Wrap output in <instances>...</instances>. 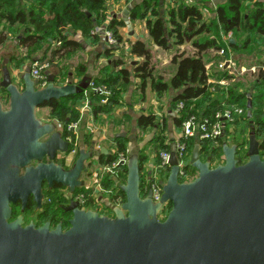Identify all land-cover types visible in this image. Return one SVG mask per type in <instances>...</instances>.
I'll list each match as a JSON object with an SVG mask.
<instances>
[{
	"label": "water",
	"instance_id": "water-1",
	"mask_svg": "<svg viewBox=\"0 0 264 264\" xmlns=\"http://www.w3.org/2000/svg\"><path fill=\"white\" fill-rule=\"evenodd\" d=\"M129 13V7L124 9L129 34L139 38ZM21 67L13 72L4 66L0 81L9 97L4 107L0 95V264H264V157L253 128L243 163L236 157L237 143L223 142L224 162L217 165L201 157L196 143L191 165L198 173L191 180H180L171 145V169L158 202L151 189L141 186L139 154H130L120 160L128 168L126 181L118 185L125 198L113 207V215L100 213L81 206L72 194L84 185L86 161L93 157L98 162L108 149L82 147L72 166L63 167L55 158L68 151L69 140L55 122H43L35 112L45 101L84 93L90 81L57 84V72L45 70L47 84L38 88L32 64ZM247 107L251 118V98ZM46 156L50 161H42ZM33 160L39 162L30 164ZM44 180L68 189L69 203L63 208L72 216L66 229L62 222L23 226L22 214L10 220L17 200L22 210L31 194L38 207L44 203ZM167 202L171 207L159 219Z\"/></svg>",
	"mask_w": 264,
	"mask_h": 264
},
{
	"label": "trees",
	"instance_id": "trees-1",
	"mask_svg": "<svg viewBox=\"0 0 264 264\" xmlns=\"http://www.w3.org/2000/svg\"><path fill=\"white\" fill-rule=\"evenodd\" d=\"M261 3V5L253 7V10L250 9L248 11L247 7L250 5L245 4V0H225L224 3L219 4L217 7L218 20L223 31L228 33L231 30L238 29L244 23L247 26L249 25L251 30H255L258 37L264 36V1H261ZM163 4L159 0H144L138 7L134 6L135 9L133 8L132 12L130 11L132 19L138 17L146 18L149 34L153 42L163 48L169 49L174 45L192 40L200 52L209 48H225V56L228 57L230 55L228 46L236 52L245 49L249 43V39H246L245 43H240L237 38L236 42L228 40L226 43L216 35L199 38L198 36L202 33L211 32L212 28L206 23L203 11L198 3L176 0L174 5H168L165 15L161 13L160 9ZM43 6L48 8L49 14L47 16L41 14ZM140 8L143 9L142 13H139ZM148 13L151 15L148 16ZM245 13L250 14L247 15ZM0 17L5 18L10 26L27 25L28 28L24 30L25 34L21 39V43L27 47H34L33 50L39 48L42 40L51 38L56 41L58 45L51 50L52 58L48 62L50 66H56L53 60L56 56L74 52L82 47L81 41L71 35V30H80L87 36L97 38L99 37L97 28L106 23V28L112 31L118 41H122L119 29L126 24L121 18L110 16L107 13L106 0H35L28 10L21 7L20 2H16V0H0ZM250 19L252 20L251 23ZM131 50L133 54L143 57V60L129 67L125 64L124 59L115 58L110 64V70L103 71L100 77L93 79L95 85H103L109 91L108 94L88 88V94L85 92L77 93L60 99L54 98L43 103L44 106L50 109V113L62 124L63 133L66 137L77 138V134L73 130H70L68 125L80 118L81 110L79 104L86 97L89 99L94 117L98 118L100 115L109 114L115 107L121 104V95L129 89L135 76L141 80L140 89L142 92L146 90L149 81L152 82L154 89L158 92L166 91L170 86L177 90L173 96L174 107L180 101H183L185 104V108L176 117L179 127H181L182 121L187 114L194 111V108L211 114L215 109H222L233 104L243 106L246 111L242 115V120H245L242 130L244 133L252 128L255 130L257 138L260 141V154L264 156V98L257 93L253 95V90H264V69L260 68L258 73L254 75L252 90L247 88L239 91L237 86L227 85L224 87V92L221 96L213 98L209 103L201 106L202 102L208 100L213 92L211 90V76L217 80L224 78L227 81H236L235 79L238 77V74L230 73L228 69L218 68L211 75L208 73L205 59L201 53L187 54L180 52L176 53L173 57V61L177 64V69L170 83H168L162 77L153 74V67L151 65L152 52L145 40L142 38L135 39L131 45ZM106 52L110 53L111 49ZM16 64L18 65V63ZM64 80V77H59L57 74V84H63ZM233 85H236V83ZM249 92H251V95ZM104 97L107 100L102 102V98ZM250 98L253 101L251 118L248 117L247 107ZM193 104L195 105L194 107H192ZM156 120V114L141 113L137 118V125L142 129H147L154 126ZM122 140V137L117 136L114 140L117 145L116 151H109L108 154L102 153L99 156L98 162L100 165H111L119 158L120 152L126 150L125 143ZM223 142V138H220L217 141L218 146L213 147L214 141L194 138L189 143V149L192 152L194 145L198 143L200 145L201 157L203 159L209 158L213 164L216 159L223 156ZM169 146L166 145L162 148L167 149ZM238 156L236 157L239 159V163H243L247 159L246 151H242V159ZM115 169L117 177L122 182H125L128 171L127 165L119 162ZM170 169L171 167L169 166L167 176ZM140 172L141 186L143 188L145 177L143 175L141 156ZM107 177L108 175L103 177L102 183L105 188L111 189V200L119 202L124 199L125 194L118 184H114V181ZM180 180L182 181L183 178L180 177ZM76 193H83V204L85 207L97 209L91 187L87 185L79 186L76 188ZM48 197L50 204H54L56 198L55 192L49 191ZM101 213L103 212L101 211Z\"/></svg>",
	"mask_w": 264,
	"mask_h": 264
},
{
	"label": "crops",
	"instance_id": "crops-1",
	"mask_svg": "<svg viewBox=\"0 0 264 264\" xmlns=\"http://www.w3.org/2000/svg\"><path fill=\"white\" fill-rule=\"evenodd\" d=\"M34 1L35 0H16V2H20L21 7L26 10L34 4ZM143 1L144 0H106L107 13L110 16H116L125 21L124 9L129 7L132 12L135 9L134 6L138 7V5H140ZM185 1L198 3L201 7H204L206 9V13L212 15L215 21L219 24L221 29L219 38L226 43L228 40L231 42V39H233L231 35H228L227 39L222 36L223 29L218 20L217 7L219 4L224 3L225 0L218 4H215L213 2L214 0ZM159 2L161 4L164 3L163 6H161L162 8H167L170 4L174 5L176 0H159ZM251 3L252 0H245V4L251 5ZM43 7L44 8L41 14L47 16L49 14L48 8L46 6ZM251 7L253 8L254 5ZM131 12L128 17L133 24L134 32H136L139 35V38L145 40L150 46L152 52L151 65L154 69L153 74L155 76H160L164 81L170 83L171 78L177 69V64L173 61V57L176 53L180 52H185L187 54H194L197 52L201 53L205 59L208 73L211 75L218 69L217 65L222 56L217 54L216 49L209 48L200 52L198 47L193 44L192 40L186 41L183 44L174 45L169 49L163 48L153 42L149 34L146 18L138 17L132 19ZM2 22L3 25L0 27V36L2 35L0 37V64H2V68L4 66H8L10 68L14 67L18 70L21 66L38 62L42 58L40 50L42 42L47 44L45 49L48 50L54 49L58 45L56 41L49 38L48 40L41 41L38 48L39 50H33L34 47H27L21 43V39L25 34L24 30L28 28L27 25L10 26L5 18L0 17V24ZM142 26H144V29L141 28ZM9 28L16 30V32H14V36L12 32L7 31ZM127 28V24L120 27V32L123 35V41L120 43L118 42L116 45H110L107 41V36L105 34L107 29L106 23H103V25L97 28L99 33V37L97 38L87 36L80 30H71V35L81 41L82 47L74 52L65 53V56L63 57V69L58 68L59 70L54 69L53 71H58V76L65 78L64 83L69 80L78 83L83 78L93 81L94 78L100 77L103 74V71L110 70V64L115 58H122L125 61L126 57H124V55L129 57V65H127L129 67L141 62L143 57L133 54L131 50V45L137 38L132 37L128 32L129 29ZM232 42H236V38H234V41ZM110 49L111 52L107 53L106 51ZM228 49L230 51V56L233 57L235 62V64L231 67V70L238 74V77L235 79L236 81H229L227 85L237 86L239 91L247 89L249 85H251V88L249 89L252 90L255 73L248 71L241 76L239 75V72L242 67L250 68L251 66H259L261 64L264 65V51H260L261 49H255L254 51H256V53H252L254 51L246 53L242 49L234 52L229 46ZM154 54H158L160 56V60L157 59ZM154 57H156V60H153ZM16 63H18V65ZM65 65H67L69 69L65 70ZM1 67L0 75L2 73ZM246 75L249 77L246 78ZM140 81V78L135 76L133 77L132 83L134 84L122 93L125 101L124 107H116L109 114L100 115L96 118L93 115L91 105L84 107V110H82L84 103H80L81 114L78 119L76 134L80 147L89 148L91 144H95L97 149L105 147L108 151L115 152L117 145L114 140L117 137V134L122 132L125 133V135L119 136L123 138L122 141L125 143L126 147V150L124 152H120V155L127 157L128 155L126 154H129L130 152L138 153L139 157H142L143 175L145 177L148 172L155 168L158 162L159 152L165 149L162 147L171 145L179 137L181 127L177 125L176 117L179 115L173 107V96L177 90L169 87L166 91L156 93L152 82L149 81L147 83L146 90L142 92L139 87ZM210 82L212 83L211 90H213V92L209 96L208 100H204V104L209 103L213 98L221 96L224 92V87L227 86L220 83L219 80L213 76H211ZM234 83H236V85H233ZM214 84L216 85L213 86ZM214 89L217 91H214ZM48 112L50 113L49 108ZM141 113L156 114V124L147 129L140 128L137 125V118ZM240 126L241 127L238 128L242 130L244 124H241ZM60 129L63 131V127ZM249 131L250 130L247 131L248 136ZM223 140L225 142V139ZM118 160L119 158L116 162ZM86 163L88 166L90 164V166L95 167V165L91 164L90 160ZM108 165H102L100 168L97 166L99 171L96 170L95 172V170H92L94 175L90 176L87 174L88 179L84 177L82 178L84 180V185L93 189L96 208L106 214H113V207L118 204V202H113L111 200V194L107 192L108 189L102 185L103 177L108 175L107 178L114 181V184L116 183L118 185L124 182H122L110 169H108Z\"/></svg>",
	"mask_w": 264,
	"mask_h": 264
},
{
	"label": "built area",
	"instance_id": "built-area-1",
	"mask_svg": "<svg viewBox=\"0 0 264 264\" xmlns=\"http://www.w3.org/2000/svg\"><path fill=\"white\" fill-rule=\"evenodd\" d=\"M213 1V0H211ZM107 36V41L110 45H116L119 41L114 37L111 30L106 29L105 32ZM216 52L218 55L222 56L221 60H219L217 67L219 69H228L230 73H234L233 70H231V67L235 64L232 56H225L226 50L225 48L216 49ZM37 62H34L32 64L31 68V75L32 78L37 81L36 87L41 88L44 87L47 84V74L45 73L44 69L42 67L36 65ZM261 69H264V65L259 66H251L250 68L242 67L241 71L239 72V75H243L245 72H253L255 74L258 73V71ZM220 83L227 85L229 81L223 79L219 80ZM89 89H92L94 91H99L101 93L108 94V90L105 89L103 85L96 86L94 81H90ZM89 89L85 90V93L88 94ZM107 100L106 97L102 98V102H105ZM90 102L88 97L86 98V101L84 102L82 106V110H84V107L89 106ZM195 105L193 104L192 107ZM176 110L178 115H180V111L185 108V104L183 101H180L176 105ZM246 109L238 104H233L231 106H226L224 108L215 109L211 114H207L203 110H199L197 108H194V111H191L187 114V116L183 119L181 124V132L179 137L171 144L175 145L176 148V155L179 159V178L182 177V181L191 180L193 178L190 177V166H191V156L192 152L189 149V143L191 139H201V140H211L215 143L213 144V147L218 146V139L223 138L228 143H237L238 141L235 140L232 142V136L229 134L227 125L228 123L231 125H236L240 120H242V115L245 113ZM78 127V120L69 123L68 128L70 130H73L76 132V129ZM69 140L73 143L71 146L70 152L76 153L79 143L78 139H72L69 137ZM247 142L249 140L247 139ZM171 145L167 149H163L158 154V162L155 166V168L148 172L145 175V179L143 182V189L147 192L149 189L152 190V199L154 202H158L161 200L162 193H163V185L167 181V171L170 159V149ZM245 146H243L244 148ZM238 144V149H239ZM248 148V145L245 147ZM264 157V156H262ZM122 159H127L126 156L120 155L119 160L116 162H113V164L108 166V169H110L115 175L117 174V171L115 167L117 166V163L120 162ZM248 159V155H247ZM246 159V160H247ZM245 160V161H246ZM244 161V162H245ZM224 162V154L221 158L215 160V164ZM167 176V177H166ZM107 192H111V189H108ZM78 199L81 200V202H84V195L83 193H80L78 196ZM170 203H163L161 210L159 211L158 218L164 219L170 209Z\"/></svg>",
	"mask_w": 264,
	"mask_h": 264
},
{
	"label": "rangeland",
	"instance_id": "rangeland-1",
	"mask_svg": "<svg viewBox=\"0 0 264 264\" xmlns=\"http://www.w3.org/2000/svg\"><path fill=\"white\" fill-rule=\"evenodd\" d=\"M261 1H264V0H252V3H251V5L250 6H248L247 7V11L248 10H250V9H254V8H252L251 6H253L254 5V7L256 6V5H261L262 3H261ZM161 9V13L163 14V15H165L166 14V8H160ZM201 9H202V11H203V13H204V18H205V20H206V23L207 24H209V26L212 28V31L211 32H204V33H202L201 35H199L198 37L199 38H205V37H210V36H220V27H219V24L215 21V19H214V17L212 16V15H210V14H208V13H206V9L204 8V7H201ZM143 12V9L142 8H140L139 9V13H142ZM150 12V11H149ZM130 14V13H129ZM245 14H247V15H249L250 13H245ZM148 15L150 16L151 14L150 13H148ZM145 20V19H144ZM131 22V21H130ZM252 22V20L250 19V23ZM9 24V23H8ZM131 24H132V22H131ZM3 25V22L0 24V27ZM141 28H143L144 29V26H142ZM128 29V28H127ZM132 29H134V27H133V24H132ZM7 31H9V32H12V34H13V36L15 35L14 34V32H16V30L15 29H13V28H9V29H7ZM119 31H120V29H119ZM129 32V31H128ZM121 33V32H120ZM222 33H223V35L222 36H224L226 39H227V37H228V35H231L232 37H233V39L234 38H237V40L240 42V43H245V40L246 39H249V43L247 44V46L245 47V49H243V51L244 52H246V53H251L252 51H254L255 49H261L260 51H264V36H260V37H258L257 36V34H256V32H255V30H251L250 28H249V25L247 26V25H245L244 23H242L241 24V26L238 28V29H235V30H231V31H229L228 33L227 32H225V31H223L222 30ZM1 34H3V33H1ZM4 35V34H3ZM121 35H122V33H121ZM2 36V35H1ZM0 36V37H1ZM115 37V36H114ZM122 41H123V35H122ZM122 41H119V43L120 42H122ZM46 43L45 42H42V44H41V46H40V50H41V54H42V58L39 60V62H37V66H40V67H42V69H44V71L45 70H50V71H53L54 69H58V68H60V69H63L62 68V66L64 65L63 63V57L65 56L64 54H62V55H58L57 56V58L55 57L53 60H54V63L56 64V66H50L49 64H48V62H49V60L52 58V55H51V50L52 49H50V50H48V49H45L46 48ZM39 50V49H38ZM44 53V54H43ZM252 53H256V51H254V52H252ZM156 57H157V59H159L160 60V56L158 55V54H154ZM261 55H263V54H261ZM124 57H126V60H125V64L126 65H129V57H127V56H125L124 55ZM156 57H154L153 58V60L155 59L156 60ZM62 58V59H61ZM2 66V64H0V67ZM66 66V69L65 70H67V69H69V67L67 66V65H65ZM26 67V65H24V66H22L21 68H25ZM2 68V67H1ZM10 68V67H9ZM13 72L14 71H16V69L14 68V67H11L10 68ZM59 70V69H58ZM154 70V69H153ZM55 72H58V71H55ZM58 74V73H57ZM249 76L248 75H246V78H248ZM1 78H2V73H1V75H0V80H1ZM248 80V79H247ZM247 80H245V81H247ZM244 81V82H245ZM247 83V82H246ZM246 83H244V84H246ZM132 84H134V83H131V85ZM130 85V86H131ZM246 86V85H245ZM245 86H243V87H245ZM139 87H140V84H139ZM171 87V86H170ZM249 88H251V85H249V87H248V89ZM139 89V88H138ZM141 90V89H140ZM249 91H251V90H249ZM108 93H109V91H108ZM124 93V92H123ZM156 93H159L158 91H156ZM249 93H251V92H249ZM255 93V95H256V93L257 94H260L261 96H263V98H264V90L263 89H257V90H255V91H253V94ZM87 98V97H86ZM86 98L84 99V101H82L81 102V104L82 103H84L85 101H86ZM8 102H9V98H6L5 100H4V105L5 106H7L8 105ZM207 102V101H206ZM124 103H125V101H124V97H123V94L121 95V104H119V106H117V107H124ZM204 104V101L202 102V105ZM174 107V106H173ZM116 108V107H115ZM175 108V107H174ZM174 110H176V108L174 109ZM176 112H177V110H176ZM37 113H38V116L39 117H41V118H43L44 120H47V121H53V122H55L56 124H57V126L58 127H62V124L56 119V117H54L51 113H49L48 112V108H44L43 106H41V107H39L38 109H37ZM244 121L245 120H240L236 125H231V124H229L228 123V125H227V129H228V132H229V134L232 136V142H234L235 140H237L238 141V144H239V149H238V153H237V156L238 157H240L241 159H242V151L243 152H245L246 151V154H247V148H245L248 144H249V142H247V139H248V133L247 132H245L244 133V131L243 130H241V129H239L238 127H241L240 125L241 124H243L244 123ZM243 146H245L244 148H243ZM130 154H132L131 152L129 153V154H126V155H128V156H130ZM128 156H127V158H128ZM57 160L58 161H60V162H63L64 163V165H67V166H72V164H73V162L70 164L68 161V159H66L65 157H63V155L62 154H60L58 157H57ZM90 160V159H89ZM215 164V162L213 163V165ZM94 170L95 169V167H92V166H90V170ZM189 172H190V177H188V178H194V177H196V175H197V173H198V171H197V169L195 168V167H193L192 165L190 166V169H189ZM83 177L84 178H86V179H88V176L86 175V174H83ZM64 193H68V189L66 188V189H63V190H61L59 193H58V195H57V204H64V203H66V201H63L62 200V196H63V194ZM48 196V195H47ZM64 197V196H63ZM68 200V199H67Z\"/></svg>",
	"mask_w": 264,
	"mask_h": 264
},
{
	"label": "flooded vegetation",
	"instance_id": "flooded-vegetation-1",
	"mask_svg": "<svg viewBox=\"0 0 264 264\" xmlns=\"http://www.w3.org/2000/svg\"><path fill=\"white\" fill-rule=\"evenodd\" d=\"M0 95L2 97L1 100H2L3 106L4 107H7L8 105L7 106L4 105V100L6 98H9V97H8L7 92L1 86H0ZM41 106H43L44 108H47V106H44L43 104L37 106L36 111H35L36 112V116L39 119H41L43 122H49V121L44 120L43 118H41V117L38 116L37 109L39 107H41ZM63 136L69 140V137H66L64 135V133H63ZM72 144L73 143L71 142V140H69V149H68V151L65 152V153L58 152L57 153V156L55 158V162L62 164L63 167H65V168H70L71 165L70 166L64 165L63 162H60V161L57 160V157L60 154H62L63 157H65L66 159L69 160L68 162L70 164L72 162H74L75 158L78 156V153H79V151H80V149L82 147H80V144H79L76 153H73L72 154L70 152ZM42 161H45V162L50 161V158L48 156H46V157H44L42 159ZM38 162H39V160H33L32 162H30V164L36 165ZM90 162H91L92 165H95V169H94L95 172H96V170H98L97 169V166H99V168L102 167V165H100V164L98 165V162L93 157L90 158ZM86 166L88 168V171L87 172H84L83 174H86V175L88 174L90 176L91 175H94L93 174V171H92L93 169L90 170V168H89L90 164L88 166V164L86 163ZM22 172H23V169L21 170V173ZM83 174H82V177H83ZM116 176H117V174H116ZM60 185L61 184L54 183L53 187H50L48 185V182L46 180H44L43 183H42V192H43L44 203L40 207H38L37 206V203L33 200V195L31 194L29 196L28 204H27L26 208L24 210H22V201L21 200H17L15 203H12V209L13 210H12V217H11L10 220L11 221L12 220H15L18 217L19 214H22V216H23V218H22V225L23 226L28 225L30 223H33L36 227H40V226H43L44 224H46V222H50V226L51 227H55L59 222H62L63 228L64 229L68 228L70 226V224H69V218L72 216V213L70 211H65L64 208H63L64 205H66V204L69 203V199L67 200V198L64 196L65 193L63 194L64 197L62 196L61 198H62L63 201H66V203H64V204L63 203L62 204H60V203L57 204V195H58V193L61 190L66 189V187H64L62 185L60 186ZM49 191H54L55 192L56 198H55L54 204H50L49 197L47 196ZM72 196L75 199H78L79 194L76 193V189H75L74 193L72 194ZM78 200L80 201V205L83 206V207H85L84 204H83V202H81L80 199H78ZM85 208L89 209L90 207H85ZM91 209H95V208H91ZM95 210H97V211H99L101 213V211L99 209H95ZM58 213H59V216H58ZM103 213H105V212H103ZM107 214L108 215H113L111 213H107Z\"/></svg>",
	"mask_w": 264,
	"mask_h": 264
}]
</instances>
